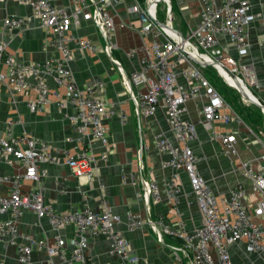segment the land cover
<instances>
[{"label": "built area", "instance_id": "1", "mask_svg": "<svg viewBox=\"0 0 264 264\" xmlns=\"http://www.w3.org/2000/svg\"><path fill=\"white\" fill-rule=\"evenodd\" d=\"M14 1L30 6L32 15L47 31L45 42L54 48L56 55H49L43 61L22 63L5 53V43L0 40V83L17 93L32 91L35 97L27 102L31 111L44 112L52 97L57 99L60 109L69 106L73 111L68 116L69 125L79 133L76 141L85 146L72 152L70 148H58L31 133L16 134L10 130L0 133V166L5 164L12 168L10 173L0 170V215L6 216L0 218V241L14 247L19 264H34L31 257L34 248L45 251L46 264H96L87 253L88 238L103 236L108 241V255L118 257L123 264H138L139 256L131 251L129 240L116 228L119 216L112 212L108 199L101 198L102 208L94 210L89 206L91 196L80 190L79 208L61 212L45 202L43 195L47 163H56L60 158L69 166L73 177L87 183L93 177L96 164L108 160L107 153H94L91 146L95 140L108 144L107 122L116 111L104 102L101 82L81 87L76 84L69 63L73 52L70 45L87 52L102 50L119 68L112 57L108 36L114 30L111 8L118 6L121 0H72L74 17L52 0ZM169 2L141 0L132 6L131 11L138 13L141 21L140 33L147 41L129 51L130 54L140 53L139 67L126 73L128 78L121 68L119 70L139 117L153 115L159 104L165 109L175 142L163 134L156 135L155 140L158 150L168 156L163 166L171 168L172 173L165 182L166 199L177 219L176 223L169 224L162 216L156 220L150 218V202L158 200L159 191L154 181L144 177L141 199L145 215L129 213L126 228L134 231L148 226L156 233L159 243L163 242V235L179 239L181 251L188 256L186 264H234L228 250L230 244L244 241L246 248L256 253L264 249V144L256 170L247 162L242 163L243 174L251 180L250 195L254 201L250 202L245 187L240 184L232 186L225 194L215 193L198 172L196 162L200 158L193 153L189 141L195 137L200 124L210 130L212 139L221 143L223 153L234 149L235 135L222 134L214 129V124L244 122L202 74L204 67L197 62L209 63L217 72L226 69L248 81L250 75L246 66H240L227 53L219 38L225 36L239 55L246 54L247 28L254 16L248 0H197L199 22L186 32L180 31V36L172 29L176 27L171 24ZM160 3L167 6L165 21L158 18ZM80 14L84 20L93 22L105 40V47L70 33L72 24L79 23ZM25 23V18L13 14L2 20V26L10 35ZM261 23L264 25V10ZM179 75L187 80V87L178 82ZM45 77L52 79L55 86H50ZM191 97H200L203 103L200 115L189 120L183 117V112L184 104ZM125 119L122 114L121 122ZM66 140L75 141V138L69 136ZM179 171L187 174L201 214L202 222L193 232L185 230L180 217L178 200L185 189ZM26 182L30 185L26 186ZM60 191L63 192L62 188ZM25 211L34 212L38 220L45 219L51 238L20 229L19 220ZM67 226L73 232L70 238H64L61 233ZM174 253L177 263H182V256Z\"/></svg>", "mask_w": 264, "mask_h": 264}, {"label": "crops", "instance_id": "2", "mask_svg": "<svg viewBox=\"0 0 264 264\" xmlns=\"http://www.w3.org/2000/svg\"><path fill=\"white\" fill-rule=\"evenodd\" d=\"M141 0H121L118 6L111 8L114 30L108 36L112 46V57L119 63L122 73H128L139 67L140 53L130 54L132 48L146 43L147 37L140 33L141 21L138 13L131 8ZM251 14L254 18L247 28L249 41L248 52L239 55L233 44L225 36H220L219 42L226 47L227 53L235 58L240 66H246L250 75L249 86L256 96L264 103V25L261 15L264 10V0H248ZM57 7H63L73 17L75 3L72 0H52ZM176 13L175 26L186 32L188 28L198 24L197 0H174ZM10 14L26 19V23L19 29L12 30L10 35L2 20ZM79 23L70 27L74 36L87 38L100 47H105V40L90 20H84L78 15ZM47 31L41 26L40 20L32 15L28 4H19L14 0H0V40L5 43V53L10 54L22 63L43 61L49 55H56L53 47L46 42ZM72 48L70 69L78 86L93 82L103 85V100L111 105L116 114L107 122L108 144L98 141L92 142L95 153H107L106 162L99 161L93 171V177L87 183L78 181L70 173L69 166L60 159L56 163H47V177L43 190L45 202H50L58 211L74 210L80 206V190H85L91 196L89 206L94 210L101 209V198L109 201L112 212L119 216L117 230L129 240L131 251L139 256L138 264H186L188 256L181 251V241L163 235V242L159 243L156 233L148 226L134 231H128L126 220L129 213L144 214L145 207L141 199V175L154 181L159 191V198L150 202V218L153 220L163 217L169 224L176 223L174 212L166 199L165 182L171 175V168L163 166L168 156L160 152L155 136L165 135L175 142L166 121L165 109L158 105L153 115L139 117L135 105L129 97L122 83L119 68L110 60L109 55L102 50L87 52L75 46ZM4 66L2 70L4 71ZM242 72H244L242 70ZM220 74V73H219ZM222 75V74H220ZM225 79V76L222 75ZM31 78V77H30ZM32 79V78H31ZM47 83L54 87L52 79L45 77ZM178 82L188 86L184 76L179 75ZM226 83L229 85L228 81ZM239 83V82H238ZM63 92V90H61ZM250 98V95H248ZM34 93L14 92L4 83H0V133L8 130L12 133H31L35 137L48 141L58 148L67 147L72 152L84 147L76 138L79 133L69 125V118L73 111L70 107L59 108L57 99L52 97L44 112L31 111L27 102L34 98ZM244 101L248 102L246 99ZM203 100L191 97L184 104L183 117L196 119L200 115ZM125 122H121V115ZM214 129L221 132H231L235 135L234 149L222 152L223 148L218 140L210 137V130L197 125L196 135L189 141L193 153L200 159L196 168L207 185L217 194H225L236 184L245 187L248 200L253 202L250 195L251 180L243 174L242 163L247 162L253 170L259 166L262 145L252 137L249 128L243 123L234 121L228 123L216 122ZM74 137L75 141H67V137ZM142 165V166H141ZM0 170L10 173L12 168L1 165ZM180 172V181L185 189L179 197L178 206L181 220L187 232H193L200 226L201 214L196 204L192 189L189 186L187 174ZM30 182H26L29 186ZM63 190L61 192L60 190ZM6 217L0 215V218ZM264 222V219H263ZM20 229L29 231L40 237L51 238V230L45 219L38 220L35 213L25 211L19 220ZM64 238L73 234L70 226L61 229ZM87 253L96 264H123L118 257L107 253L108 241L103 236L89 237ZM234 264H264V249L259 253L249 251L244 241H238L228 246ZM182 256V263H177L175 253ZM31 257L34 264H46L47 256L43 249L34 248ZM0 264H19L14 247L0 241Z\"/></svg>", "mask_w": 264, "mask_h": 264}, {"label": "rangeland", "instance_id": "3", "mask_svg": "<svg viewBox=\"0 0 264 264\" xmlns=\"http://www.w3.org/2000/svg\"><path fill=\"white\" fill-rule=\"evenodd\" d=\"M169 4L171 11V24L174 25V16H176L175 13L177 12L176 6L175 2L173 6V0H170ZM166 7L165 3H160L158 5L159 12H157L162 14L163 21L167 19V13L165 12ZM205 67V69L203 68L202 70V74L206 75L214 84L215 89L224 95L228 105L231 106L232 110L242 119L247 128H249L252 137L255 138V140L257 139L261 145L262 143L264 144V114L260 108L252 104H247V102L241 98L239 92L228 85L222 75H220L212 66ZM246 80L247 79L244 78L248 90L254 95L255 93L251 90L248 84L249 81Z\"/></svg>", "mask_w": 264, "mask_h": 264}, {"label": "water", "instance_id": "4", "mask_svg": "<svg viewBox=\"0 0 264 264\" xmlns=\"http://www.w3.org/2000/svg\"><path fill=\"white\" fill-rule=\"evenodd\" d=\"M157 24H159V25H161V26H165V24L164 23H162V22H160V21H157ZM173 29V31H175L176 33H178L180 36H182V33L180 32V30H178V29H176V28H172ZM199 65H201L202 67H205V66H212V65H210L209 63H204V62H201V61H199V62H197ZM225 71H226V73L227 74H229L235 81H238V77L235 75V74H233V73H231V72H229L228 70H226L225 69ZM125 77H127L126 76V73H125ZM128 78V77H127ZM236 90H237V92H239V94L241 95V98L243 99H246L248 102H247V104H252V105H254V106H258L259 108H260V110L263 112L264 111V103L254 94L253 96H254V100L253 99H250L249 98V96L247 95V93L244 91V90H242V88L239 86L238 88H236ZM142 166V165H141ZM143 180H144V177H143V175H141V185L143 186Z\"/></svg>", "mask_w": 264, "mask_h": 264}, {"label": "bare ground", "instance_id": "5", "mask_svg": "<svg viewBox=\"0 0 264 264\" xmlns=\"http://www.w3.org/2000/svg\"><path fill=\"white\" fill-rule=\"evenodd\" d=\"M168 11L169 13L171 14V11H170V6H168ZM220 74H222L223 76H225V79L226 81H228L229 85L234 89L236 90V88H238L239 86L242 88V90H244L247 95H250V99H253L254 100V96L253 94L251 93L250 90H248L244 80H242L240 77H238V81H235L229 74H227L225 72V70H219ZM239 82V83H238ZM237 91V90H236ZM244 99V98H243ZM263 114H264V111H263Z\"/></svg>", "mask_w": 264, "mask_h": 264}, {"label": "trees", "instance_id": "6", "mask_svg": "<svg viewBox=\"0 0 264 264\" xmlns=\"http://www.w3.org/2000/svg\"><path fill=\"white\" fill-rule=\"evenodd\" d=\"M173 6H174V0H173ZM159 12V11H158ZM158 18L160 19V20H162L163 19V17H162V14L161 13H158ZM205 68H207V67H205ZM204 68V69H205ZM210 82L212 83V81L210 80ZM212 85L214 86V84L212 83ZM215 87V86H214ZM218 91V90H217ZM220 92V91H219ZM224 96V95H223ZM225 98V97H224Z\"/></svg>", "mask_w": 264, "mask_h": 264}]
</instances>
